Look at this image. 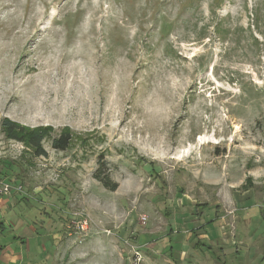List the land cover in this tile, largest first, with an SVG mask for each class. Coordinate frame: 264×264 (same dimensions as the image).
<instances>
[{
  "label": "rangeland",
  "instance_id": "rangeland-1",
  "mask_svg": "<svg viewBox=\"0 0 264 264\" xmlns=\"http://www.w3.org/2000/svg\"><path fill=\"white\" fill-rule=\"evenodd\" d=\"M215 2L0 0V121L49 133L0 176L61 264H264V0Z\"/></svg>",
  "mask_w": 264,
  "mask_h": 264
},
{
  "label": "crops",
  "instance_id": "crops-1",
  "mask_svg": "<svg viewBox=\"0 0 264 264\" xmlns=\"http://www.w3.org/2000/svg\"><path fill=\"white\" fill-rule=\"evenodd\" d=\"M20 197L12 192L0 199V264H61L58 223L51 228L49 214Z\"/></svg>",
  "mask_w": 264,
  "mask_h": 264
},
{
  "label": "trees",
  "instance_id": "trees-1",
  "mask_svg": "<svg viewBox=\"0 0 264 264\" xmlns=\"http://www.w3.org/2000/svg\"><path fill=\"white\" fill-rule=\"evenodd\" d=\"M223 0H216L215 8H218L221 5ZM219 22L214 24L215 31L218 32ZM221 24V22H220ZM0 126L2 131L7 139L18 141L23 143L27 148H30L33 151L35 156H46L47 152L42 146V141L47 137L48 128L47 126L40 127H25L17 122H14L8 118H3L0 121ZM71 140V135L68 131L61 132L57 137L52 139L51 146L57 150H65ZM101 159V160H100ZM99 162V170L101 171V175H95V178L99 179L102 184L109 188L110 190H114L116 188V183H109L108 175L104 172L106 169V162L100 158ZM107 178V180H106ZM264 218V215H263ZM212 220H209L211 222ZM208 222V223H209Z\"/></svg>",
  "mask_w": 264,
  "mask_h": 264
},
{
  "label": "built area",
  "instance_id": "built-area-1",
  "mask_svg": "<svg viewBox=\"0 0 264 264\" xmlns=\"http://www.w3.org/2000/svg\"><path fill=\"white\" fill-rule=\"evenodd\" d=\"M21 185L14 180L0 177V199L10 195L12 192H21Z\"/></svg>",
  "mask_w": 264,
  "mask_h": 264
}]
</instances>
